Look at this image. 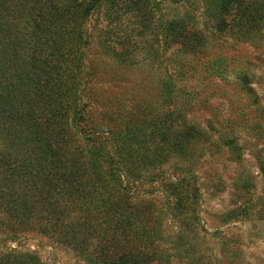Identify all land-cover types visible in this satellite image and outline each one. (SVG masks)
I'll use <instances>...</instances> for the list:
<instances>
[{
  "label": "rangeland",
  "instance_id": "1",
  "mask_svg": "<svg viewBox=\"0 0 264 264\" xmlns=\"http://www.w3.org/2000/svg\"><path fill=\"white\" fill-rule=\"evenodd\" d=\"M158 1L145 30L131 25L135 14L117 21L106 3L91 13L80 126L99 132L94 137L115 153L131 202L149 215L153 264H264V23L243 32L235 13L218 26L205 0ZM167 14L187 15L200 45L167 47L159 27ZM127 24L132 53L124 56L123 46L108 41ZM127 136L138 157L115 152ZM145 152L161 160L146 162ZM8 253L39 264H92L32 231L0 233V256Z\"/></svg>",
  "mask_w": 264,
  "mask_h": 264
},
{
  "label": "trees",
  "instance_id": "2",
  "mask_svg": "<svg viewBox=\"0 0 264 264\" xmlns=\"http://www.w3.org/2000/svg\"><path fill=\"white\" fill-rule=\"evenodd\" d=\"M205 2L218 26L231 13L243 32L264 23V0ZM103 3L117 21L135 14L131 25L144 30L161 5L158 0H0V233H40L92 264H153L149 215L131 202L115 153L104 152L94 137L99 132L85 133L80 126L86 108L85 27ZM130 26L113 36L117 43L108 41L123 46L124 56L132 53ZM159 27L169 48L187 51L203 40L187 15L167 14ZM120 144L117 155L139 150L128 136ZM151 153L145 152L144 161L161 160ZM17 256L2 255L0 264H39L33 256Z\"/></svg>",
  "mask_w": 264,
  "mask_h": 264
}]
</instances>
